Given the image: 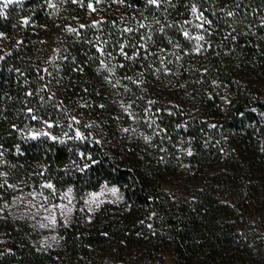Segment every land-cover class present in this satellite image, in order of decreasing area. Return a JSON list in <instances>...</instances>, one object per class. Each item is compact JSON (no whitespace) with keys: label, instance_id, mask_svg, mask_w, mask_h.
<instances>
[{"label":"trees","instance_id":"obj_1","mask_svg":"<svg viewBox=\"0 0 264 264\" xmlns=\"http://www.w3.org/2000/svg\"><path fill=\"white\" fill-rule=\"evenodd\" d=\"M61 1L73 12L99 1L102 21L57 26L50 0H25L0 17V145L9 178L27 188L50 181L78 195L117 185L125 203L101 208L90 221L77 213L60 228L61 244L48 250L36 248L25 224L0 217V264H164L166 251L175 264H264V0H160L159 7L148 0ZM192 4L212 25L196 27ZM195 33L206 38L199 51ZM49 52L57 54L49 65L54 86L43 71ZM165 57L175 77L194 86L214 78L231 89L236 99L228 111L207 99L212 112L205 107L200 117H182L160 104L157 127L140 121L136 131L134 114L115 94L133 99L143 117L136 104L164 86ZM43 74L47 85L38 89ZM27 108L53 121L50 131L60 139L17 131L44 126ZM76 128L87 139H69ZM180 140L189 141L190 167L208 175L202 182L167 183L173 166L166 157L162 162L159 148L174 151ZM80 151L97 163L81 171ZM215 166L223 170L221 181Z\"/></svg>","mask_w":264,"mask_h":264},{"label":"rangeland","instance_id":"obj_2","mask_svg":"<svg viewBox=\"0 0 264 264\" xmlns=\"http://www.w3.org/2000/svg\"><path fill=\"white\" fill-rule=\"evenodd\" d=\"M24 2L25 0H20L19 3H16L14 0L7 9L16 5H21ZM61 3V0H50L49 3L56 13L54 14L57 20V26L65 25L67 29H72L74 25H81L83 27L86 22L92 25H97L102 21V16L99 12V1L96 4L93 2L89 3L85 11L82 6H80L79 11L76 12L70 10L65 2L63 5ZM109 9L111 8L109 7ZM63 12H65V14ZM196 21L198 20L196 19ZM198 22L202 23L203 21ZM56 35L57 34H55V36ZM198 35L201 34L195 33L193 37L196 40V45L198 46L199 51L203 48L206 38L203 36L204 38L202 40H197L196 37ZM50 40L51 39L48 38L47 43L50 42ZM110 57L111 59L109 63H115L111 61L113 56ZM166 57L163 60L162 69H167V71L165 70L164 76H161L164 86L161 90L153 92V94H151L153 98L151 97L147 99L146 103L136 104L138 107L141 105L143 106V117L140 115L137 107L135 109L133 99H130L127 102L125 101L126 96L121 97L118 96V93L115 94L117 101L124 105L125 109H130L131 113L134 114L131 117V124L136 127V131H138L139 127H143L139 125L140 121L147 122V127L150 129L157 127V125L153 126V123H157V120L162 113V109L159 108L160 104L173 105V107L183 111L182 117H185L188 114L189 117H200L206 113V111H204L206 108L207 111L212 112L214 106L213 102H208L207 99L216 101L215 106H220L224 113L228 111L231 104L236 99V96L231 89L222 85L214 78H210L212 80L211 83H205L203 86H194V80L190 81V78L182 75L180 77H175L174 75H171L172 72L170 70V65L172 66L173 64L170 60L166 62ZM55 58H57L56 52H49L48 56L45 58V66L43 70L44 73L49 72L48 82H51L53 86L55 85L52 81L53 76H51L53 70L49 65L55 62L53 61ZM46 69H49V71H46ZM110 75L114 76V74ZM41 78L42 81L38 84V89L39 87L40 89L44 88L47 85V79L44 77V74ZM52 90V93L57 95L56 88L53 87ZM49 99L52 102H58L54 96L49 95ZM178 100L180 104L178 103ZM182 104H184V106H182ZM170 111H172V109H168V112ZM205 119L206 118H204V120ZM208 119L213 120L214 117L210 115ZM75 122H80V119L76 117ZM42 127L46 126H41L35 130L39 131ZM212 127H215V124H213ZM154 147L157 148V144H155ZM159 149V158L163 160L162 162H164V158L166 157L173 166L172 170L166 175L168 184H179L185 178H188V180L190 179L194 184L198 181L202 182L204 178L208 176L204 172L199 173L192 169L187 160L184 159V155H191L189 154V149L191 150V148L188 140H180V144L174 147V151H168L162 146H160ZM0 152H3V155L0 156V198H4L7 195L10 196L1 203L0 217L21 222L29 227L32 230L33 235L32 243L38 250H48L59 246L61 244V236L59 234L60 228L69 225L77 213L82 214L87 221H90L94 213L101 208L119 206L125 203L123 190L117 185L106 183L99 189L86 192L83 195H78L72 187L62 190L55 188L56 191L53 192L46 186L50 181H45L38 187L31 186L30 188H27L26 185H23L20 182H13L10 180L7 170V151L0 148ZM178 165L179 167L177 171L173 174L172 171ZM181 170L184 171L181 172ZM212 171L217 175V179L221 181L223 170L220 166H215ZM4 173H7V175H3ZM113 187L117 189V192L113 193L111 191ZM68 189L72 190L70 194L68 193ZM192 190L193 189H191V191ZM92 193H97V195L93 197L91 196ZM45 197H48V199H45ZM0 242H2L1 239ZM160 256L162 257L164 264H175L173 254L169 251L160 254Z\"/></svg>","mask_w":264,"mask_h":264},{"label":"snow or ice","instance_id":"obj_3","mask_svg":"<svg viewBox=\"0 0 264 264\" xmlns=\"http://www.w3.org/2000/svg\"><path fill=\"white\" fill-rule=\"evenodd\" d=\"M13 2H14V0H0V17H6L8 15V13L6 11H4V10L7 9L9 7V5L12 4ZM15 2L19 3L20 0H15ZM121 2H124V0H121ZM148 3L151 4V5H156L157 7H159L160 0H148ZM191 13L198 21H203L202 23H198L196 25V27L203 29L205 24L212 25L213 21L211 19H209L207 16H205L204 13L197 8L196 4H192ZM227 15L228 16H233L234 13L229 11L227 13ZM22 19H23V23L25 25H27L29 18L28 17H24ZM185 23H188V21H186ZM262 23H264V21H262ZM128 31H131V29H128ZM183 35L185 37H189L190 34H189L188 31H183ZM3 36H5V33L0 32V37H3ZM196 38H197V40H202L204 37L201 34V35H198ZM98 50L101 52V54H105L103 49L98 48ZM120 51H121V54L126 59H131V57L128 56L127 52L124 51L122 46L120 47ZM108 55H110V53H108ZM134 55H139V50H137L134 53ZM0 59H3V57H0ZM103 63L104 62L102 60L101 64H103ZM123 66L124 65L121 64V67H123ZM165 70L167 71V69H165ZM108 71L112 72V71H114V69L109 68ZM129 79H131V78H129ZM28 95H32V93L29 92ZM27 112L32 114L30 116V119L37 120L40 123H42V125H44L46 127H42L39 131L34 130V126L33 127H29L26 132H25L24 129H17V131L23 132L25 136L30 137V138H38V137H41V136H45V137L51 138L52 140L60 139L57 136L53 135L52 132L50 131V129L54 126V122L53 121L46 120V119H43L41 117H38L37 115L34 114V109H32V108H27ZM71 119L73 121H76V117H74V116L71 117ZM11 127L14 128V129L17 128V126L15 124L11 125ZM64 136L67 137L68 133H64ZM69 139L85 140V139H87V137L84 135V133H82L80 131L79 128H76L74 136L73 137H69ZM61 142H63V140H61ZM0 148H2V145H0ZM17 151H19V148L17 149ZM78 154H79V156H80V158L82 160L86 161L81 166H79L81 171H83L84 169L90 168L91 165L97 163L96 160L92 159V155H91L90 152L89 153H85L83 151H80ZM189 154H191V150L190 149H189ZM2 155H3V152H0V156H2ZM73 163H75V162H73ZM3 175H7V173H4ZM46 186L49 189H51L53 192L56 191L55 186L51 182H48ZM71 191H72L71 189H68V193L69 194L71 193ZM111 191L113 193H115V192H117V189L113 187L111 189ZM96 195H97V193H92L91 194V196H93V197L96 196ZM45 199H48V197H45Z\"/></svg>","mask_w":264,"mask_h":264}]
</instances>
